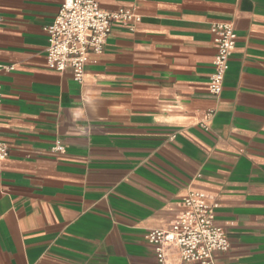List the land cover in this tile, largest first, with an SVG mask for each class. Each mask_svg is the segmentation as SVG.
<instances>
[{
	"label": "crops",
	"instance_id": "0c3cea01",
	"mask_svg": "<svg viewBox=\"0 0 264 264\" xmlns=\"http://www.w3.org/2000/svg\"><path fill=\"white\" fill-rule=\"evenodd\" d=\"M62 1L0 0V264H160L145 234L192 190L229 240L214 263L264 264V0H97L141 19L81 82L45 61ZM220 21L236 41L212 94Z\"/></svg>",
	"mask_w": 264,
	"mask_h": 264
},
{
	"label": "built area",
	"instance_id": "2783aa9c",
	"mask_svg": "<svg viewBox=\"0 0 264 264\" xmlns=\"http://www.w3.org/2000/svg\"><path fill=\"white\" fill-rule=\"evenodd\" d=\"M140 19L134 7L106 10L97 0H63L53 20L43 27L48 36L46 65L58 71L70 69L74 79L81 82L89 54L102 51L113 27L121 25L133 29ZM211 31L216 54L208 87L212 94H218L235 46L236 33L230 21L213 23ZM3 68L13 66L0 63V70ZM2 98L0 79V103ZM53 148L63 150L59 143ZM7 155L8 145L0 137V165ZM183 206L170 227L151 228L145 234L154 246L157 261L160 264H215L213 253L229 248L226 231L214 221L216 203L209 201L203 191L192 190L185 197ZM169 251L176 253L177 261L167 259Z\"/></svg>",
	"mask_w": 264,
	"mask_h": 264
}]
</instances>
